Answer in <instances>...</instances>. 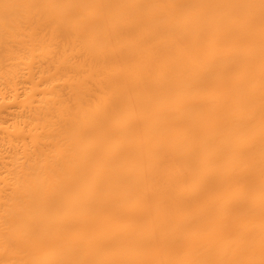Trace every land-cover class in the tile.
I'll return each instance as SVG.
<instances>
[{
    "label": "bare ground",
    "instance_id": "1",
    "mask_svg": "<svg viewBox=\"0 0 264 264\" xmlns=\"http://www.w3.org/2000/svg\"><path fill=\"white\" fill-rule=\"evenodd\" d=\"M0 264H264V0H0Z\"/></svg>",
    "mask_w": 264,
    "mask_h": 264
}]
</instances>
